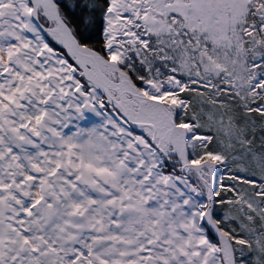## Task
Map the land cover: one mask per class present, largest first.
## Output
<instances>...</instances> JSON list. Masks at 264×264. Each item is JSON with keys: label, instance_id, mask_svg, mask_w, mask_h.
<instances>
[{"label": "snow or ice", "instance_id": "1", "mask_svg": "<svg viewBox=\"0 0 264 264\" xmlns=\"http://www.w3.org/2000/svg\"><path fill=\"white\" fill-rule=\"evenodd\" d=\"M0 264H264V0H0Z\"/></svg>", "mask_w": 264, "mask_h": 264}]
</instances>
